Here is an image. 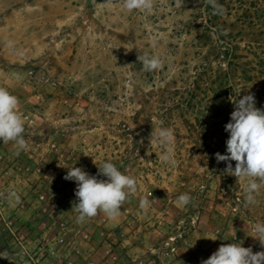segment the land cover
I'll list each match as a JSON object with an SVG mask.
<instances>
[{"label":"rangeland","instance_id":"1","mask_svg":"<svg viewBox=\"0 0 264 264\" xmlns=\"http://www.w3.org/2000/svg\"><path fill=\"white\" fill-rule=\"evenodd\" d=\"M216 3L128 12L121 0H0V87L19 99L27 142L16 155L0 141V264H201L234 242L264 251L252 237L264 188L248 205L246 181L215 157L227 154L230 97L252 93L264 109V0ZM145 53L162 69L144 71ZM158 121L174 131L175 166L157 143L150 151ZM104 162L138 191L119 218L77 224V185L64 176H95Z\"/></svg>","mask_w":264,"mask_h":264},{"label":"clouds","instance_id":"2","mask_svg":"<svg viewBox=\"0 0 264 264\" xmlns=\"http://www.w3.org/2000/svg\"><path fill=\"white\" fill-rule=\"evenodd\" d=\"M124 9L128 12L139 10L150 12L154 8V0H121ZM209 3L217 11H222V6L216 0ZM177 6L182 5V0H176ZM146 72L160 70L163 60L158 55L137 56ZM240 93V92H239ZM230 97L234 110L230 114V121L224 126L229 133L226 140V155L219 152L215 154L217 163L225 162V174L235 176L237 180H245V201L248 205L257 203V197L264 188V109L257 108L255 95L249 93L242 98ZM19 99L6 88L0 87V141L4 144L10 142L18 146L16 155L26 149L27 142L24 138V119L19 111ZM163 122L152 124L149 137L150 151L153 143H157L165 151L160 154L162 164L175 166L174 159L175 135L171 128H164ZM235 161V167L232 166ZM98 167L97 175H90L80 167L68 168L65 180L75 181V196L78 203L75 211L78 213L77 224H84L91 218L103 213L109 219L115 220L121 215L122 206L132 194L138 191L135 176L122 173L112 162H104ZM98 176L106 179H98ZM191 197L184 193L177 197V204L187 206ZM19 202V197H16ZM139 206L147 209L150 199H141ZM254 237L264 247V222L256 223L252 228ZM7 259V256H0ZM201 264H264V251L253 252L251 247H243L242 242L222 244L208 259Z\"/></svg>","mask_w":264,"mask_h":264}]
</instances>
